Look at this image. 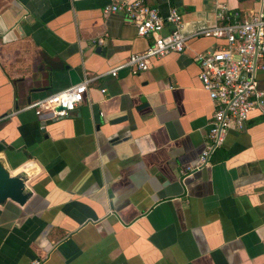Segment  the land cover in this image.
Wrapping results in <instances>:
<instances>
[{
    "label": "crops",
    "instance_id": "crops-1",
    "mask_svg": "<svg viewBox=\"0 0 264 264\" xmlns=\"http://www.w3.org/2000/svg\"><path fill=\"white\" fill-rule=\"evenodd\" d=\"M215 1L264 7L144 0L161 14L174 6L184 37L215 23ZM106 2L0 0V164L24 172L31 193L23 206L0 205V264H264V101L183 177L213 113L194 57L223 42L187 38L182 53L111 77L150 39L102 15ZM93 76L65 119L42 123L24 110ZM257 80L264 91V70Z\"/></svg>",
    "mask_w": 264,
    "mask_h": 264
},
{
    "label": "built area",
    "instance_id": "built-area-1",
    "mask_svg": "<svg viewBox=\"0 0 264 264\" xmlns=\"http://www.w3.org/2000/svg\"><path fill=\"white\" fill-rule=\"evenodd\" d=\"M213 6L215 23L189 37L182 36V16L174 6L161 14L144 0H107L101 9L104 16L120 15L134 28L136 36L150 39V45L142 53L129 55L126 61L108 71L111 77L124 68L133 74L145 71L150 59L182 53L187 38L202 37L223 42L222 46L194 57L197 79L212 104L213 113L197 161L180 172L183 177L207 166L226 134L242 131L248 114L258 110L264 101V91L258 88L257 80V73L264 70V7L241 12L229 9L219 1ZM94 44L100 46L101 40ZM99 78H84L76 85L29 103L24 110L33 111L37 118L50 115L42 122L65 119L80 105L87 86ZM29 264H40V261L33 260Z\"/></svg>",
    "mask_w": 264,
    "mask_h": 264
},
{
    "label": "water",
    "instance_id": "water-1",
    "mask_svg": "<svg viewBox=\"0 0 264 264\" xmlns=\"http://www.w3.org/2000/svg\"><path fill=\"white\" fill-rule=\"evenodd\" d=\"M94 53L102 54L103 49L96 47L94 49ZM48 117H50V115H42L38 117V119L41 121ZM50 121L51 120H46L44 122H50ZM119 121H121V119H116L114 123H118ZM121 140L118 139L117 137H113L111 143L115 144ZM25 180H26V175L24 172H19L14 175H9L6 169L0 164V205L4 204L6 201H9L16 204L17 206H23L31 195L29 189L25 185Z\"/></svg>",
    "mask_w": 264,
    "mask_h": 264
}]
</instances>
